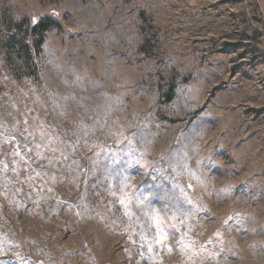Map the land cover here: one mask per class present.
<instances>
[{
  "label": "rangeland",
  "instance_id": "374dc122",
  "mask_svg": "<svg viewBox=\"0 0 264 264\" xmlns=\"http://www.w3.org/2000/svg\"><path fill=\"white\" fill-rule=\"evenodd\" d=\"M0 264H264V0H0Z\"/></svg>",
  "mask_w": 264,
  "mask_h": 264
},
{
  "label": "trees",
  "instance_id": "16d2710c",
  "mask_svg": "<svg viewBox=\"0 0 264 264\" xmlns=\"http://www.w3.org/2000/svg\"><path fill=\"white\" fill-rule=\"evenodd\" d=\"M57 23L55 20L51 19L48 16H44L43 18H41L38 22H36L33 26H32V31L33 33L38 32V38L34 44L35 50H39L40 45L42 43L43 37H44V32H46L47 30H49L50 28H52L53 26H56ZM31 57L28 56V60L31 61L30 59ZM168 99H170V95H168Z\"/></svg>",
  "mask_w": 264,
  "mask_h": 264
}]
</instances>
